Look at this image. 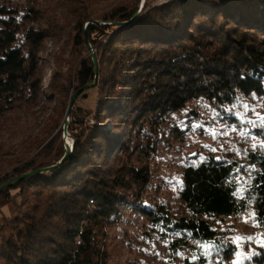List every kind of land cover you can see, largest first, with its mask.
I'll use <instances>...</instances> for the list:
<instances>
[{"label":"trees","instance_id":"1","mask_svg":"<svg viewBox=\"0 0 264 264\" xmlns=\"http://www.w3.org/2000/svg\"><path fill=\"white\" fill-rule=\"evenodd\" d=\"M18 1L0 0V122L41 103L38 54L55 18L39 8L44 0H20L26 6ZM114 1L96 17L76 12L89 26L87 32L82 24L77 28L79 60L60 87L63 99L71 101L97 82L74 103L68 128L74 150L61 166L0 189V201L12 197L18 209L0 221V264H113L111 231L130 212L151 225V235L167 236L173 251L206 243L226 260L235 247L221 238L216 220L251 212L264 228V144L186 163L177 195L182 212L150 194L153 158L190 130L178 126V116L181 125L200 117L187 110L191 102L206 100L225 118L239 96L264 98V0H167L155 6L144 0L136 17L143 0ZM90 90L97 95L88 104ZM259 132L264 138V128ZM47 140L19 175L0 186L58 165L65 146L57 136ZM112 161L116 167L108 165ZM40 186L54 194L34 203L32 188Z\"/></svg>","mask_w":264,"mask_h":264},{"label":"rangeland","instance_id":"2","mask_svg":"<svg viewBox=\"0 0 264 264\" xmlns=\"http://www.w3.org/2000/svg\"><path fill=\"white\" fill-rule=\"evenodd\" d=\"M151 1L155 6L165 3L167 0ZM18 2L20 6L27 5V1L19 0ZM111 2L115 4L119 1L44 0L39 4L42 11L46 13L50 9L52 19L55 17L51 21V29L48 27L49 37L42 44L38 54L40 58L41 103L36 107H30L29 111L21 109L13 114H8L5 120L0 122V183L19 175L23 166L36 156L37 152L33 151L41 145L46 137L49 141L57 136L58 144L65 146L66 153V143L72 149L71 153L73 152L74 140L68 130L71 123L68 111L72 99L71 101L69 98L63 99L60 87L62 84L65 85L67 79L73 75L79 60V55L74 53L73 47L74 39L80 35L77 28L82 24L85 26V32L88 31L89 24L85 23V16L80 17L76 12L84 10L85 15L89 14L91 18L96 17L106 11ZM143 3L144 0L141 1L137 13H140ZM88 6H92V8ZM89 52L90 56L94 55L97 60L96 50L91 48ZM88 92L87 102L89 104L95 99L97 92L95 90ZM81 104L84 107L87 106L85 101ZM243 105H247V108ZM187 110H197L200 117L196 118L195 116L194 118L192 115L187 124L181 125L182 116H178V126L182 129L190 128L186 134L184 132V136H186L184 140L179 142L178 139L172 138L171 141L163 144L157 156L153 158V169L156 171L155 186L150 194L156 197L158 202H168L175 213L184 210L177 195L181 188L182 173L186 163L202 161L201 157L206 158L210 154L218 157L240 155L264 144V138L259 135V130L264 128V98L257 95L239 96L229 107L230 114L225 118L220 117L219 113L206 100L191 102ZM67 120H69V124L68 138L66 139L64 125ZM101 128L105 129L106 127L101 126ZM106 129L111 130L110 125H107ZM213 133H215V137H213ZM242 133H246V135H242ZM116 164V161L108 163V165H112L111 167H116ZM32 172H34L33 175L37 174L35 173L37 171ZM158 185L162 186L160 192L156 189ZM32 191H34L31 195L34 203L37 199H41V201L50 199V196L54 194L52 190L41 186L32 188ZM31 197L28 194L27 211L32 203L30 202ZM25 199L26 196L23 194V201ZM7 201H0L1 222L11 220L18 211V209L15 210L12 197ZM4 205L5 208L2 209ZM150 226L137 213L130 212L119 227H115L111 231V234L114 235L113 239L109 238L111 251L115 255L113 264H125L129 261L134 264H255L260 262L264 264V228L256 224L251 212L215 221V228L221 238L232 243L235 247L234 256L229 260L224 259L220 252L218 253L214 248L209 249L210 244L206 243L196 242L193 250L184 248L175 252L171 248L167 236L160 233L152 235L149 233ZM209 250H211L210 256L207 255ZM257 253L259 255H255ZM261 255L262 257H260Z\"/></svg>","mask_w":264,"mask_h":264},{"label":"water","instance_id":"3","mask_svg":"<svg viewBox=\"0 0 264 264\" xmlns=\"http://www.w3.org/2000/svg\"><path fill=\"white\" fill-rule=\"evenodd\" d=\"M137 15H138V13L135 15V17H136ZM92 58H93V62H94L95 73L97 74V72H98L97 60H96V58H95L94 55H92ZM96 80H97V78H96ZM95 84H96V81H95L93 84H90V85L84 87L83 89L79 90L78 92H76V93L74 94V96H73V98H72V101H71V103H70V107H69V111H68V118L70 117V114H71V112H72V110H73L74 103H75L77 97L79 96V94H80L82 91H86V90L92 88ZM68 124H69V120H67V121L65 122V125H64V136H65L66 139L68 138V132H67ZM66 145H67V146H66V147H67V153H66V155L64 156V158L62 159V161H61L58 165L53 166V167H50V168H46V169H43V170H40V171H37V172H35V173H40V172L42 173V172H46V171L52 170V169H54V168L60 167L61 164H62V162H64V161L69 157V155H70V153H71V150H72V149L70 148V146H69L67 143H66ZM33 174H34V172H32V173H28V174H25V175L21 176L20 178L13 179V180L7 182L5 185L1 186L0 189H4V188H6V187L12 185L13 183H15V182L21 180L22 178H24V177H28V176H31V175H33Z\"/></svg>","mask_w":264,"mask_h":264},{"label":"snow or ice","instance_id":"4","mask_svg":"<svg viewBox=\"0 0 264 264\" xmlns=\"http://www.w3.org/2000/svg\"><path fill=\"white\" fill-rule=\"evenodd\" d=\"M245 108H247V105H243ZM242 135H246V133H242ZM213 137H215V133H213ZM212 151H215V149H212ZM201 160H204L205 158L204 157H201L200 158ZM217 159H219V157H217ZM241 193H242V190H241ZM237 239H239V238H237ZM249 239H251V238H249ZM209 247V249H211V248H214L215 246L214 245H209L208 246ZM207 255H211V250H209L208 252H207ZM255 255H259V253H257V254H255Z\"/></svg>","mask_w":264,"mask_h":264}]
</instances>
